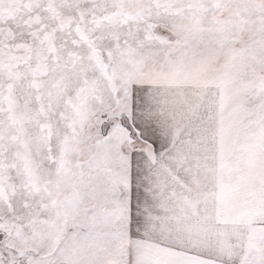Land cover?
<instances>
[{
    "label": "snow or ice",
    "instance_id": "obj_1",
    "mask_svg": "<svg viewBox=\"0 0 264 264\" xmlns=\"http://www.w3.org/2000/svg\"><path fill=\"white\" fill-rule=\"evenodd\" d=\"M0 264H264V0H0Z\"/></svg>",
    "mask_w": 264,
    "mask_h": 264
}]
</instances>
